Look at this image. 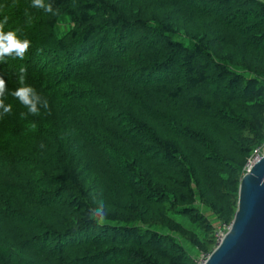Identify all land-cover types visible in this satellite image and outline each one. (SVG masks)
I'll return each instance as SVG.
<instances>
[{
    "label": "trees",
    "instance_id": "trees-1",
    "mask_svg": "<svg viewBox=\"0 0 264 264\" xmlns=\"http://www.w3.org/2000/svg\"><path fill=\"white\" fill-rule=\"evenodd\" d=\"M44 3L0 0L31 42L0 64V264H197L263 153L264 0Z\"/></svg>",
    "mask_w": 264,
    "mask_h": 264
},
{
    "label": "water",
    "instance_id": "water-1",
    "mask_svg": "<svg viewBox=\"0 0 264 264\" xmlns=\"http://www.w3.org/2000/svg\"><path fill=\"white\" fill-rule=\"evenodd\" d=\"M204 264H264V154L243 175L231 228Z\"/></svg>",
    "mask_w": 264,
    "mask_h": 264
},
{
    "label": "clouds",
    "instance_id": "clouds-1",
    "mask_svg": "<svg viewBox=\"0 0 264 264\" xmlns=\"http://www.w3.org/2000/svg\"><path fill=\"white\" fill-rule=\"evenodd\" d=\"M33 7L44 8L47 12H52L53 8L51 4L45 5L44 0H33ZM25 15L28 17V22H31V16L28 11H25ZM8 17L4 16L0 21V64L6 63L8 57L18 58L23 60L27 55L31 42L28 39H21L18 37L16 31H5V25L8 23ZM27 69L21 67L18 72V80L20 87L15 89L11 95L14 96L21 104L27 109V113H21L22 117H26L28 114L39 115L40 107L48 108V102L43 99L36 90L25 84V74ZM7 92V81L3 74H0V116L10 114L12 112V105L6 104L4 97ZM50 114V112H49ZM43 148L44 146L41 145ZM106 212L103 202L101 201L99 207L90 211V218L95 219L97 224L103 225Z\"/></svg>",
    "mask_w": 264,
    "mask_h": 264
},
{
    "label": "built area",
    "instance_id": "built-area-1",
    "mask_svg": "<svg viewBox=\"0 0 264 264\" xmlns=\"http://www.w3.org/2000/svg\"><path fill=\"white\" fill-rule=\"evenodd\" d=\"M263 154H264V153H262V152L260 151V149H257V150L255 151V153H254L252 159L249 161V163H248V165H247V168H246V171L250 168L252 162H253V161L255 162V161L259 160ZM230 228H231V225H226V224H221V225L217 228V230H216V232H215V235H216L217 243H218V244L223 240L225 234L227 233V231L230 230ZM209 256H210V254H202V255L200 256V258L198 259V263H197V264H204V263L206 262V260L208 259Z\"/></svg>",
    "mask_w": 264,
    "mask_h": 264
},
{
    "label": "rangeland",
    "instance_id": "rangeland-1",
    "mask_svg": "<svg viewBox=\"0 0 264 264\" xmlns=\"http://www.w3.org/2000/svg\"><path fill=\"white\" fill-rule=\"evenodd\" d=\"M263 153H264V149H263ZM221 224H217L216 226H217V228L220 226ZM195 253V252H194ZM198 258H200V256L198 257Z\"/></svg>",
    "mask_w": 264,
    "mask_h": 264
}]
</instances>
